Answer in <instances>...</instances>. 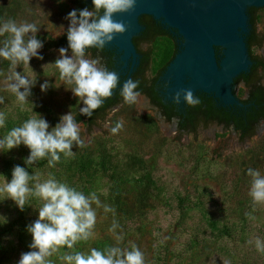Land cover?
Masks as SVG:
<instances>
[{"label":"rangeland","instance_id":"374dc122","mask_svg":"<svg viewBox=\"0 0 264 264\" xmlns=\"http://www.w3.org/2000/svg\"><path fill=\"white\" fill-rule=\"evenodd\" d=\"M76 1L0 0V23L9 19L34 23L39 28L36 38L43 43L38 50L42 60L33 57L29 66L16 68L36 79L27 104L21 105L5 90L10 62L0 58V97L4 98L0 111L6 115L0 138L21 126L32 111L46 119L49 131L69 112L75 119L82 116V101L67 89L71 86L60 80L54 66H46L59 58L60 48L51 42L67 35L66 17L81 10ZM252 28L255 40L250 54L264 64V13H254ZM174 47L168 37L138 42V52L149 57L147 79L158 75ZM67 54L71 56L70 49ZM96 57L103 64L99 51L89 52L88 58ZM256 75L264 90V67ZM45 82L50 87L42 92ZM247 90L242 82L232 89L238 99H244ZM119 121L122 129L111 134L109 128ZM77 123L85 146L73 145L75 155L61 154L54 167H48L47 159L25 164L30 150L23 144L0 150V186L11 181L12 170L19 165L29 175L39 174L41 180L52 175L86 196L95 192L103 204L115 209L114 215L97 209L94 236L77 242L72 250L61 248L50 257L53 264H64L60 259L64 252L114 246L115 235L123 236L120 247L137 246L146 264H264V250L256 245L257 239L264 242V202L253 203L247 175L249 168L264 175V119L244 137L232 126L214 122H199L194 129L181 131L177 118L166 121L140 95L135 104L122 99L92 121L83 117ZM41 205L37 198L28 204L23 214L27 227L38 219ZM20 213L12 199L0 194V217L5 219H0V264H18L21 254L32 250L27 227L23 242L19 238ZM113 220L120 226L115 234L109 231Z\"/></svg>","mask_w":264,"mask_h":264},{"label":"clouds","instance_id":"9594fccd","mask_svg":"<svg viewBox=\"0 0 264 264\" xmlns=\"http://www.w3.org/2000/svg\"><path fill=\"white\" fill-rule=\"evenodd\" d=\"M92 4L93 10L74 9L68 14V47L60 48L59 58L54 64L46 65L54 66L59 72L60 80L71 86L67 89L82 101L84 107L79 111L87 117H91L106 99L111 98L114 90L121 84L117 72L110 71L101 64L99 57L88 58V50L95 48L103 51L115 36L128 31L129 25L115 20L114 16L133 12L136 0H92ZM38 30L34 23L18 24L11 19L0 23V37H4L0 41V58L10 62L4 87L15 95L21 105L29 103L27 98L31 95L36 79L18 73L16 68L20 64L29 66L33 57L43 59L38 51L43 47V43L36 38ZM69 49L71 56L67 54ZM40 87L44 92L50 85L45 82ZM138 87L137 80L127 79L122 83L119 93L126 104L138 102L141 95L137 91ZM164 87L169 88L170 83L165 82ZM182 99L189 107L202 103L201 98L191 88L181 89L172 95V103L176 105ZM3 103L4 98L0 97V104ZM5 122L6 115L0 111V128L5 126ZM49 127L45 118L32 111V115L21 126L12 128L0 138V150H11L23 144L30 150L25 164L31 166L47 159L48 167H54L60 161L61 154L66 158L75 155L72 151L73 145L81 148L85 146L80 134V124L76 122L72 112L61 116L59 123L51 131ZM122 127L123 122L119 121L109 128V132L115 135ZM247 175L251 178L249 196L253 203L264 202V175L253 168L247 170ZM0 194H6L21 211L31 198L42 201L38 208V219L27 227L32 236V250L21 254L18 264H53L50 257L61 248L72 250L77 242L87 241L94 236L97 209L103 208L106 214H115V209L103 204L95 192L86 196L82 191L58 181L52 175L45 180H41L39 174L29 175L19 165L12 170L11 181L0 186ZM0 219L5 222L4 218ZM119 227L118 222L113 220L109 231L115 234ZM115 240L114 246H107L102 250L91 248L88 253L68 251L60 259L64 264H146L144 253L137 246H131L130 250L120 247L122 235H115ZM256 245L258 249L264 250V242L257 239Z\"/></svg>","mask_w":264,"mask_h":264},{"label":"water","instance_id":"95a60500","mask_svg":"<svg viewBox=\"0 0 264 264\" xmlns=\"http://www.w3.org/2000/svg\"><path fill=\"white\" fill-rule=\"evenodd\" d=\"M250 8L264 13V0H136L133 12L114 16L129 29L105 49L114 53L117 74L126 71L124 81L129 79L140 58L133 43L144 30L139 18L150 17L177 39V52L159 77L162 83H170L162 92L165 101L171 102L176 91L191 88L194 94L212 96L223 107L243 108L232 89L234 80L252 65L245 42ZM185 105L182 99L178 107Z\"/></svg>","mask_w":264,"mask_h":264},{"label":"trees","instance_id":"16d2710c","mask_svg":"<svg viewBox=\"0 0 264 264\" xmlns=\"http://www.w3.org/2000/svg\"><path fill=\"white\" fill-rule=\"evenodd\" d=\"M75 4L81 10L84 8L93 10L94 7L93 4H88L86 0H78ZM254 11V8L248 9L250 30L245 39L248 54L252 61V65L247 73L239 75L233 83V85H236L238 82H242L247 88L251 89L249 91L248 99L241 100V102L244 104V107L247 104H250L249 107H223L219 105V103L212 96L203 93L196 94L201 98L202 101V103L196 107H189L185 105L182 109H178L172 104L163 103L161 101V98L158 96L157 92L154 90L155 78H152V80L144 78L146 68L149 62V57L146 54L143 59V67L139 71L140 77L135 79L139 81V87L137 91L149 98L151 104H153L160 110L162 116L166 121H170L173 118H177L178 129L181 131H188L190 129H194L199 122H216L217 124L222 125L224 127L232 126L241 137L249 135L252 129L254 128L253 126L256 125L260 120L264 119L263 88L257 84V80L252 81L253 77H255L257 74V70L259 68H263L264 64L261 60L251 56L249 51V48L253 45V42L255 40V32L252 28L254 25ZM141 22L144 25V30L139 36L133 39V43L135 46L138 45V42L140 40L151 41L152 38L155 37H168L169 39H172L175 42V47L172 51V55L170 59L162 65L157 75L158 77L162 74L168 63L171 61V59L177 52L176 36L169 30L161 26L159 22L154 21L150 17L143 16ZM51 45L57 48H67V35L62 36L57 40H53L51 42ZM90 51L94 53L99 51L103 60V65L106 66L110 71H112L115 62L113 60L114 53L112 51H107L106 49L100 51L95 48L88 50V52ZM216 53L217 55L219 54L218 49L216 50ZM119 90L120 89L116 90L111 98L106 99L104 101V104L99 109L95 110L91 117L80 115L75 119L76 122L81 121L83 117H85L87 120L89 119L90 121H92L96 116L105 113L108 108L112 107L117 102L123 99L120 96ZM35 200L36 198H31L29 203L34 202ZM27 208L28 205H26L24 210L21 211L18 221L20 223L19 238L21 242H23L25 228L27 227L23 216Z\"/></svg>","mask_w":264,"mask_h":264},{"label":"flooded vegetation","instance_id":"af4514ba","mask_svg":"<svg viewBox=\"0 0 264 264\" xmlns=\"http://www.w3.org/2000/svg\"><path fill=\"white\" fill-rule=\"evenodd\" d=\"M142 17L143 16H141L140 18H139V23L144 27V25L142 24V22H141V19H142ZM176 42H177V39H176ZM135 48H136V51L138 52V50H137V46H135ZM107 50V49H106ZM107 51H110V50H107ZM139 53V55H140V58H139V64L136 66V68H135V70H134V72L130 75V77H129V79H133V80H135L136 78H139L140 77V73H139V71H140V69H142V67H143V59H144V56H145V54H141L140 52H138ZM259 69H262V68H259ZM112 71H115V72H117V66H113V68H112ZM258 71V70H257ZM127 72L125 71V72H120V73H118V75H119V77H120V80H121V83L125 80V78H126V74ZM163 73V72H162ZM161 76V75H160ZM160 76H155V77H153V79L155 78V88H154V90L157 92V94H158V96L161 98V101L163 102V103H169V104H172V105H174L176 108H178V109H182V108H179L178 107V105H176V104H174V103H172V101L171 102H168V101H165L164 100V98H163V96H162V92H163V90H164V83H162L160 80H159V77ZM257 76V75H256ZM256 76L255 77H253V79H252V81H254V80H257L256 79ZM144 78H147L146 76L144 77ZM144 78H142V79H144ZM150 80H152V78L150 79ZM258 82V81H257ZM258 84V83H257ZM244 85V84H243ZM259 85V84H258ZM245 86V85H244ZM246 87V86H245ZM118 89H120V88H118ZM117 89V90H118ZM251 89L250 88H248V90H247V93H246V97L244 98V99H240V100H247L248 99V97H249V91H250ZM263 92H264V90H263ZM141 96H143V97H145L148 101H149V103L151 104V102H150V100H149V98L147 97V96H145L144 94H141ZM151 105H153V104H151ZM154 106V105H153ZM250 106V104H247L245 107H249ZM156 107V106H155ZM244 107V108H245ZM214 123H216V122H214ZM255 126V125H254ZM253 126V127H254Z\"/></svg>","mask_w":264,"mask_h":264}]
</instances>
